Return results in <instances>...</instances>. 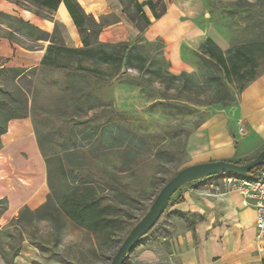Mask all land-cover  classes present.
Masks as SVG:
<instances>
[{"label": "rangeland", "instance_id": "rangeland-1", "mask_svg": "<svg viewBox=\"0 0 264 264\" xmlns=\"http://www.w3.org/2000/svg\"><path fill=\"white\" fill-rule=\"evenodd\" d=\"M90 1L103 11L93 17L102 25L99 41L133 48V66L113 70L83 60L82 66L103 74L43 67L50 42L37 40L17 19L48 33L57 27L53 41L71 49L83 47L78 30L73 40L57 12L41 17L13 0H0V128L10 117H27L36 144L34 152L28 142H14L0 157V264H110L164 185L194 165L190 138L214 110H233L244 88L243 80L225 84L229 99L209 105L220 94L209 91L208 73L218 70L203 61L204 40L222 51L264 41L260 0H162L165 15L149 16L151 24L142 30L122 13L119 0L120 12L110 10L106 0ZM44 21L51 23L48 30ZM211 25L219 31L217 41ZM62 57L65 64L77 60ZM263 71L264 58L254 78ZM181 75L179 85L170 78ZM244 136L234 140L232 163L244 164L264 149V139ZM40 180L48 191L43 203L26 206L23 201ZM25 183L30 188L23 193ZM80 195L94 200L103 219L100 231L64 215L62 207L82 200Z\"/></svg>", "mask_w": 264, "mask_h": 264}, {"label": "crops", "instance_id": "crops-1", "mask_svg": "<svg viewBox=\"0 0 264 264\" xmlns=\"http://www.w3.org/2000/svg\"><path fill=\"white\" fill-rule=\"evenodd\" d=\"M78 3L84 11L90 8L86 12L93 17L102 15L103 11L94 10L90 0H78ZM106 3L115 12L122 9L118 0H106ZM143 11L151 22L149 16H153L148 7L144 6ZM56 12L66 22L71 39L78 40L76 27L62 3ZM40 24L45 30L51 26L47 21ZM211 31V38L216 40L217 27L211 25ZM239 133L245 134V141L264 139V71L240 91L233 110H214L190 138L192 164L233 161L228 159L234 154V140H238ZM20 140L35 150L34 132L27 117L9 120L6 132L0 135V157L5 156L10 144ZM205 182H192L178 190L173 197L176 201H170L156 227L139 240L122 264H264V234L256 228L254 210L243 207L242 198L235 192L212 195ZM192 184L198 187L189 190ZM20 188L26 193L30 187L25 183ZM47 192L45 182L40 180L23 203L37 207Z\"/></svg>", "mask_w": 264, "mask_h": 264}, {"label": "trees", "instance_id": "trees-1", "mask_svg": "<svg viewBox=\"0 0 264 264\" xmlns=\"http://www.w3.org/2000/svg\"><path fill=\"white\" fill-rule=\"evenodd\" d=\"M13 1L15 4L28 7L35 15L41 17L52 16L62 3L82 38L81 42L83 47L80 49L59 46L53 41L54 35L57 32V27H54L53 31L48 33L38 29L28 22H23L22 20L17 19L24 28L32 30V32L37 35V40H48L50 42V45L47 47L46 53L40 62L41 66L62 69L74 68L75 70L93 74H103V71L97 68L92 69L82 66L84 59L90 60L95 65L110 67L113 70L121 68L123 64L126 66H133L131 59L136 56L135 50L133 48H121L119 46L101 43L99 41V35L102 31V25L96 22L92 15L86 14L77 0ZM119 1L123 6L122 12L139 30H142L151 24L143 11L144 6L148 7L155 20L160 19L166 12L162 0H157V3H162L161 11L156 10L157 3L154 2V0H146L143 3H139L138 0ZM125 3H127L128 7ZM129 8H132V10H129ZM201 54L204 57V62L212 63L218 70L217 74L208 73L207 77V81L210 83L211 87V89H209L210 93L212 95L220 94V97L217 100H213L209 103V105L216 104L229 99L225 84L243 80L244 83L241 86V88H243L254 78V72L259 66V61L264 58V41H252L233 46L227 51H222L217 44H215L210 38H207L201 45ZM62 56L76 57V63L65 64L62 62ZM170 78L171 80L178 82L179 85L180 82L185 79V76H172ZM12 118L13 117H10L7 121ZM5 132L6 123L0 128V135ZM263 171L264 167L261 166L252 170L249 175L259 174ZM80 196L83 197L82 200L81 198L73 199L71 200L70 207H62L64 215L82 228L94 232L100 231L103 226V219L101 218L100 212L94 208L96 206L94 200L92 198L85 199L84 195ZM93 209L96 210L95 213L93 212Z\"/></svg>", "mask_w": 264, "mask_h": 264}, {"label": "water", "instance_id": "water-1", "mask_svg": "<svg viewBox=\"0 0 264 264\" xmlns=\"http://www.w3.org/2000/svg\"><path fill=\"white\" fill-rule=\"evenodd\" d=\"M264 167V149L252 160L244 163H232L224 160L197 163L179 170L160 190L150 208L140 221L130 230L110 264H122L128 252L146 236L157 223L169 205L172 196L186 184L201 181L221 174L248 176L249 173Z\"/></svg>", "mask_w": 264, "mask_h": 264}, {"label": "built area", "instance_id": "built-area-1", "mask_svg": "<svg viewBox=\"0 0 264 264\" xmlns=\"http://www.w3.org/2000/svg\"><path fill=\"white\" fill-rule=\"evenodd\" d=\"M239 130H242L241 127ZM203 180H206L204 186L212 195L237 193L242 198L241 205L254 210L256 228L261 235L264 234V171L244 177L221 174Z\"/></svg>", "mask_w": 264, "mask_h": 264}, {"label": "bare ground", "instance_id": "bare-ground-1", "mask_svg": "<svg viewBox=\"0 0 264 264\" xmlns=\"http://www.w3.org/2000/svg\"><path fill=\"white\" fill-rule=\"evenodd\" d=\"M32 256V255H31ZM20 260V259H19Z\"/></svg>", "mask_w": 264, "mask_h": 264}]
</instances>
